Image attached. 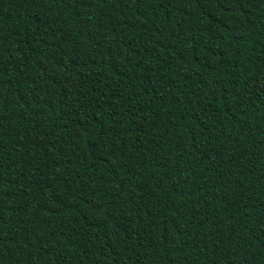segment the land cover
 Returning <instances> with one entry per match:
<instances>
[{
  "label": "trees",
  "instance_id": "16d2710c",
  "mask_svg": "<svg viewBox=\"0 0 264 264\" xmlns=\"http://www.w3.org/2000/svg\"><path fill=\"white\" fill-rule=\"evenodd\" d=\"M0 264H264V0H0Z\"/></svg>",
  "mask_w": 264,
  "mask_h": 264
}]
</instances>
